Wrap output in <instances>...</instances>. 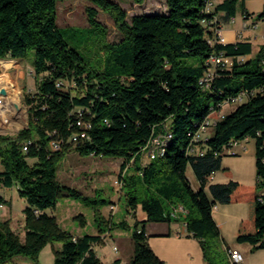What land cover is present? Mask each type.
<instances>
[{"label": "trees", "instance_id": "1", "mask_svg": "<svg viewBox=\"0 0 264 264\" xmlns=\"http://www.w3.org/2000/svg\"><path fill=\"white\" fill-rule=\"evenodd\" d=\"M61 1L0 0V59L9 66L4 59L22 60L34 49L36 74V89L25 94L28 125L15 135L0 133V189L16 188L28 202L24 240L8 220L0 221V264H41V251L56 241L62 246L55 250L54 264H107L95 247L103 233L128 228L126 220L114 222L97 208L98 234L75 236L50 212L63 197L98 205L58 179V165L73 148L81 155L123 159L126 172L120 180L130 188L129 204L146 212L134 224L131 259L110 264H167L151 247L146 224L181 218L199 239L208 264H232L230 259L213 260L211 243L223 241L214 217L217 203H248L249 216L238 223L237 241L251 244L252 251L264 249V45L247 59L250 42L210 41L221 26L216 12L234 16L239 0H223L215 11L208 10L212 0H166L165 12L135 14L131 20L121 0H89L98 66L65 39L58 24ZM100 9L114 18L123 35L120 41L109 42L107 28L97 18ZM256 16L263 19L264 9ZM220 54L232 57V65L209 64ZM209 71L212 80L202 85ZM70 82L74 85L66 88ZM238 96L242 99L236 107L220 116L224 105ZM79 110L91 127L87 137L74 142L81 130ZM209 117L213 134L194 142ZM167 131L171 136L165 153L143 166L142 147ZM245 139L255 141L256 182H213V173L230 171L223 166L226 150ZM53 141L61 142L59 149H53ZM195 145L200 153L191 152ZM189 166L199 187L187 174ZM129 169L136 173L127 174ZM7 204L0 194V206ZM178 206L187 210L184 217L174 214ZM19 256L29 263L17 261Z\"/></svg>", "mask_w": 264, "mask_h": 264}, {"label": "rangeland", "instance_id": "2", "mask_svg": "<svg viewBox=\"0 0 264 264\" xmlns=\"http://www.w3.org/2000/svg\"><path fill=\"white\" fill-rule=\"evenodd\" d=\"M90 4L89 0L61 1L58 8V24L70 46L77 48L91 65L98 66L101 62V56L92 43L95 36L89 30L90 21L87 6ZM120 4L127 10L128 20H131L135 14L165 12L167 10L166 0H144L141 4L133 0H121ZM97 18L106 26L109 42H118L122 39L123 35L110 14L100 9ZM34 59V49H29L28 55L22 60L4 59L11 62L9 66L0 59V89L5 91L4 94L0 93V96L4 99V107L0 115L1 134L15 135L29 123L25 94L36 89V74L32 67ZM68 85L72 86L74 83H67L66 88H68ZM235 107L236 105L226 104L223 108L224 113L233 110ZM213 132L214 130H211L210 134H213ZM243 145L245 149L240 155H229L233 153L226 151L227 154L223 158V163L224 167L226 166L230 171L221 170V172L225 176L229 175L232 179L245 180L243 183H255V141L248 139L243 142ZM232 150L235 154L240 153L236 149ZM144 154L146 153L144 152ZM243 155L246 157H244V162H241L237 157ZM148 163L149 159L144 156L142 165L145 166ZM122 164L123 159L93 154L81 155L73 148L58 165V179L63 185L78 189L90 199L95 198L98 205L85 203V201L78 198L63 197L56 207L50 211L56 215L61 227L73 234H98L97 208L101 210L105 217L113 216L114 222L126 220L129 224L128 228L113 229L114 236L107 237L106 240L103 239L97 245V250L100 249L98 250L101 255L100 258L108 264L112 257L116 255L111 247L114 242L122 250L133 252L132 234L134 224L137 220H143L144 215H146L141 205L133 209L129 204L130 188L124 187L120 180ZM130 166L134 168L133 162H130ZM253 167L255 169L254 178ZM2 168L3 165L0 160V169ZM131 169L127 171V174L136 173L135 170ZM187 174L192 183L198 186V180L191 166L188 167ZM140 184L141 182L137 181L139 188ZM0 194L9 200V204L0 206V221L8 220L9 226L18 232L24 240L26 224L24 209L28 206L27 200L19 195L16 188H2ZM102 200L107 201L103 206L101 205ZM111 204H117L114 213L109 207ZM184 216L182 215V217ZM211 244L214 261H229L230 257L224 247V241H214ZM235 244L236 242L232 245ZM59 248H61V242L48 243L40 253L42 263L53 264L55 250ZM109 255H111V258H108Z\"/></svg>", "mask_w": 264, "mask_h": 264}, {"label": "crops", "instance_id": "3", "mask_svg": "<svg viewBox=\"0 0 264 264\" xmlns=\"http://www.w3.org/2000/svg\"><path fill=\"white\" fill-rule=\"evenodd\" d=\"M222 1L223 0H212V10L215 11L216 5ZM263 9L264 0H239L237 3V12L234 16H229L225 10H218L216 12L217 17L221 20V27L227 40L226 43H251L252 51L247 54V59L254 58L260 51L261 46L264 45V18L259 19L256 16V14L263 11ZM246 12H248V15H246ZM246 140L248 139L239 141L233 146V149L240 151L238 155L244 152L245 146L243 142ZM244 157L246 156L243 155L237 158H239L241 162H244ZM241 166L243 167L244 165ZM254 173L255 169L253 167V178ZM229 179L230 176L223 175L221 171L216 172L212 177L213 182H226ZM243 181L242 179L240 180V182ZM195 187H199V182L198 186L196 185ZM248 216L249 205L246 202L217 203L214 209V217L220 227L224 247L227 251L229 248L239 250L244 256L243 264H264V249L252 251L251 244L237 242L238 223L240 220L248 218ZM145 218L146 215H144V219ZM146 231L151 247L167 264H208L204 257L199 239L188 231L187 224L183 218L173 221L148 222L146 224ZM74 235L79 236L83 234ZM101 236L106 240L107 237H113L114 232L107 231ZM235 242L236 244L232 245ZM111 247L116 255L112 257L110 263L116 259H121L123 262H127L131 259L133 252L122 250L116 242H114ZM95 249L99 257H101L98 251L100 249L97 250V246ZM108 258H111V255H109ZM17 261L29 263V261L22 256H19ZM40 262L41 264H45L42 263L41 260Z\"/></svg>", "mask_w": 264, "mask_h": 264}, {"label": "built area", "instance_id": "4", "mask_svg": "<svg viewBox=\"0 0 264 264\" xmlns=\"http://www.w3.org/2000/svg\"><path fill=\"white\" fill-rule=\"evenodd\" d=\"M211 8V4L208 7V10H210ZM214 36L210 39L211 42H213L214 40H217L220 43H226V37L224 36L223 33V29L222 27H216L215 31H214ZM233 63V58L230 56H226L224 54H220L217 56H213L210 60H209V64H212V66H215V68L218 65H221L222 67H228L230 65H232ZM212 73L213 71H209L206 76H204L203 78H201L200 83L203 84H207V82H210V80H212ZM242 99V96H238L235 97L233 99H231L229 102H227L226 104H230V105H234L237 102H239ZM225 104V105H226ZM4 105V99L2 98V96H0V115H1V111L3 110V106ZM224 105V106H225ZM79 119H78V125L81 127V130L79 133L75 134L73 136V141L74 142H78L79 139L81 138H85L88 136V130L91 127V124L89 121L85 120L84 118H82V110H79ZM220 116H224V109L221 111ZM214 123L213 118L209 117L205 120V122L200 126L199 130L196 132V134L193 137V141L194 142H201L202 140L207 138V134L210 131V127L211 125ZM168 128V127H167ZM171 136V133L165 132L159 135H155L149 142L147 145L142 147V151L145 152L146 157L149 160L155 159L160 155H163L165 153L166 147L168 145V141L169 138ZM29 143V142H28ZM238 141H236L235 143H233V146L235 144H237ZM61 145L60 141H53L52 142V147L53 149H59ZM233 146L231 148H228L226 151L230 152V153H235L232 149ZM24 149H28L27 145L24 146ZM232 150V151H231ZM201 147L200 145H195L192 149L191 152H196V153H200ZM126 172V169L121 171V175L123 176ZM215 173L212 174L211 178L213 177ZM122 182V181H121ZM110 209L112 210V212L114 213V211L117 209V204H111ZM187 213V210L183 207V206H178L176 208H174V214L175 215H185ZM228 254L230 257V261L232 264H243L244 262V256L243 254L237 250V249H233V248H229L228 249Z\"/></svg>", "mask_w": 264, "mask_h": 264}, {"label": "water", "instance_id": "5", "mask_svg": "<svg viewBox=\"0 0 264 264\" xmlns=\"http://www.w3.org/2000/svg\"><path fill=\"white\" fill-rule=\"evenodd\" d=\"M0 93H1V94H4L5 91H4L3 89H0Z\"/></svg>", "mask_w": 264, "mask_h": 264}]
</instances>
